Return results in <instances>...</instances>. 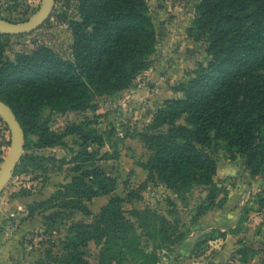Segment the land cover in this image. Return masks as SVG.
Returning a JSON list of instances; mask_svg holds the SVG:
<instances>
[{"label": "trees", "instance_id": "16d2710c", "mask_svg": "<svg viewBox=\"0 0 264 264\" xmlns=\"http://www.w3.org/2000/svg\"><path fill=\"white\" fill-rule=\"evenodd\" d=\"M197 1L188 35L207 42L211 59L199 64L187 83L173 88L181 96L166 98L152 121L133 137L140 138L148 151L141 164L148 172L147 183H162L178 195L196 185L209 187L207 201L212 206L219 189L214 183L217 162L211 149L222 148L231 159L243 157L250 174L264 181V0ZM77 3L78 19L67 22L73 36V59L39 47L11 60L5 50L6 39L12 35L0 33V99L11 106L25 132L18 167L37 164V156L27 153L31 147L50 148L67 136L77 138L79 149L66 162L77 175L48 199L34 204L43 207V212L50 211L45 216L46 231L57 232L71 210L90 215L88 202L110 196L92 222L65 224L60 250L48 249L37 264H89L84 248L91 241L101 246L99 264H157L156 252L142 246L141 234L125 216L126 199L114 194L117 177L97 164V149L105 140L92 126L95 122L70 123L59 133L42 119L46 107L62 114L94 108L95 95L112 96L126 90L150 68L157 40L149 6L146 0ZM119 157L118 151L110 154V158ZM48 160L55 164L57 158ZM261 204L264 208V195ZM34 205L29 207L31 216L38 211ZM134 213L150 238L155 236L149 228L160 220L158 234L163 241L171 239L164 216L150 209ZM237 252L243 258L254 250L243 243Z\"/></svg>", "mask_w": 264, "mask_h": 264}, {"label": "rangeland", "instance_id": "374dc122", "mask_svg": "<svg viewBox=\"0 0 264 264\" xmlns=\"http://www.w3.org/2000/svg\"><path fill=\"white\" fill-rule=\"evenodd\" d=\"M42 1L0 0V17L24 22L39 11ZM146 1L157 40L150 68L126 90L112 96L95 95L94 108L62 114L46 107L42 119L48 120L59 133L70 123L95 122L92 126L105 140L104 146L97 149V164L117 177L119 186L114 194L126 199L123 204L125 216L141 234L142 246L149 252H156L157 264H264V208L261 204L264 181L261 176L250 174L243 157L231 159L224 149H211L217 162L214 183L219 189L212 206H208L207 201L209 187L196 185L189 192L178 195L162 183H147L148 172L141 164L147 160L148 151L133 134L152 121L166 98L181 96V92H174L173 88L187 83L198 65L208 64L211 57L206 41H196L188 35L196 15L197 0ZM77 4V0H56L51 17L40 28L6 39L5 56L14 60L19 54L48 47L65 59H73V36L67 22L78 19ZM133 89L138 93H133ZM113 130L116 134L110 136ZM31 138L36 139L33 135ZM76 140V136H67L55 147H31L27 153L37 156V164L41 167L29 162L17 166L0 198V232L8 241H14L13 249L5 255L8 263L0 256V264H37L45 258L48 249L60 250L59 239L67 232L65 224L92 222L108 202L110 196L95 197L87 203L90 215L71 210L69 219L57 232L46 231L45 216L50 211L43 212V207L39 209L34 204L48 199L60 185L77 175L71 170L73 165L66 163L79 149ZM9 149L10 131L0 120V167ZM115 151L119 152V159L110 158ZM51 157L57 158L55 164L48 160ZM31 205L38 210L32 216L29 215ZM145 209L169 221L165 224L171 237L169 241H163L158 234L160 220L149 228L155 237L147 235L143 221H139L134 213ZM28 220L34 221L35 226L19 232V227ZM243 243L252 247L254 253L242 258L237 251ZM100 249L101 246L93 241L84 248L89 264H99ZM125 264H141V261Z\"/></svg>", "mask_w": 264, "mask_h": 264}, {"label": "water", "instance_id": "95a60500", "mask_svg": "<svg viewBox=\"0 0 264 264\" xmlns=\"http://www.w3.org/2000/svg\"><path fill=\"white\" fill-rule=\"evenodd\" d=\"M56 0H43L39 11L24 22L0 17V33L12 36L28 34L40 28L50 17ZM0 118L10 131V149L0 167V198L20 163L25 148V132L11 106L0 99Z\"/></svg>", "mask_w": 264, "mask_h": 264}, {"label": "crops", "instance_id": "0c3cea01", "mask_svg": "<svg viewBox=\"0 0 264 264\" xmlns=\"http://www.w3.org/2000/svg\"><path fill=\"white\" fill-rule=\"evenodd\" d=\"M133 93H138L137 89H133L132 91ZM174 96H169L168 98H172ZM152 105V104H151ZM145 172V171H144ZM34 221H25V223L23 225H21L18 229V231H29L31 230L35 225L33 224ZM13 242L14 241H8V239L5 238V235H3L1 232H0V256L3 260L7 261L8 263V260L5 259V255H9V251L11 249H13ZM31 258V256H30Z\"/></svg>", "mask_w": 264, "mask_h": 264}]
</instances>
